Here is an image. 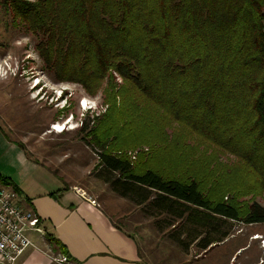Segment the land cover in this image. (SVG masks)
<instances>
[{
    "label": "trees",
    "instance_id": "trees-1",
    "mask_svg": "<svg viewBox=\"0 0 264 264\" xmlns=\"http://www.w3.org/2000/svg\"><path fill=\"white\" fill-rule=\"evenodd\" d=\"M0 5L37 37L54 82L101 93L106 111L78 130L97 155L94 175L158 232L200 254L233 224H264V0Z\"/></svg>",
    "mask_w": 264,
    "mask_h": 264
},
{
    "label": "rangeland",
    "instance_id": "rangeland-1",
    "mask_svg": "<svg viewBox=\"0 0 264 264\" xmlns=\"http://www.w3.org/2000/svg\"><path fill=\"white\" fill-rule=\"evenodd\" d=\"M13 18L0 5V167H7L9 146H14L17 149L12 154L22 151L29 165L18 169L15 161L11 174L16 168L18 174L48 171L61 176L65 185L76 188L134 237L141 264H264V224H233L229 237L207 252L199 254L195 247L184 252L171 241V235L158 232L139 207L99 181L94 175L97 155L81 140L78 130L86 114L106 111L101 93L89 96L78 84L54 82L36 52L37 37ZM116 81L121 83L119 78ZM56 125L60 131L54 130ZM147 150L135 149L127 155L134 161ZM255 201L264 206V194ZM256 236L262 241L254 239ZM49 253L52 259L61 256L53 250Z\"/></svg>",
    "mask_w": 264,
    "mask_h": 264
},
{
    "label": "crops",
    "instance_id": "crops-1",
    "mask_svg": "<svg viewBox=\"0 0 264 264\" xmlns=\"http://www.w3.org/2000/svg\"><path fill=\"white\" fill-rule=\"evenodd\" d=\"M14 149L17 148L9 146V163H6L9 168L0 167V175L17 188L18 203L40 219L41 230L29 233L34 247L27 249L17 264H58L49 256L54 249L51 242L54 239L72 258L68 264H141L134 237L112 223L76 188L65 185L61 176L48 171L47 174H24L23 171L18 174L16 168L11 174L15 161L18 169H26L29 165L19 149L12 154ZM29 170L32 171L31 166Z\"/></svg>",
    "mask_w": 264,
    "mask_h": 264
},
{
    "label": "built area",
    "instance_id": "built-area-1",
    "mask_svg": "<svg viewBox=\"0 0 264 264\" xmlns=\"http://www.w3.org/2000/svg\"><path fill=\"white\" fill-rule=\"evenodd\" d=\"M38 225L37 216L18 203L16 193L0 185V264H17L24 252L34 247L29 233L41 232ZM54 261L69 263L65 256Z\"/></svg>",
    "mask_w": 264,
    "mask_h": 264
},
{
    "label": "bare ground",
    "instance_id": "bare-ground-1",
    "mask_svg": "<svg viewBox=\"0 0 264 264\" xmlns=\"http://www.w3.org/2000/svg\"><path fill=\"white\" fill-rule=\"evenodd\" d=\"M55 128H54V130H57V131H60L61 130V128H60V125H56V126H54ZM63 128V127H62ZM254 239H256V240H261L262 241V239L263 238H261V237H259V236H256V237H254ZM253 239V240H254ZM261 244V243H260ZM262 249H264V247H262Z\"/></svg>",
    "mask_w": 264,
    "mask_h": 264
}]
</instances>
